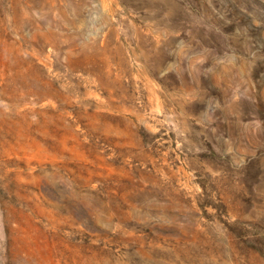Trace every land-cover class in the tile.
Masks as SVG:
<instances>
[{
  "label": "rangeland",
  "instance_id": "rangeland-1",
  "mask_svg": "<svg viewBox=\"0 0 264 264\" xmlns=\"http://www.w3.org/2000/svg\"><path fill=\"white\" fill-rule=\"evenodd\" d=\"M0 264H264V0H0Z\"/></svg>",
  "mask_w": 264,
  "mask_h": 264
}]
</instances>
